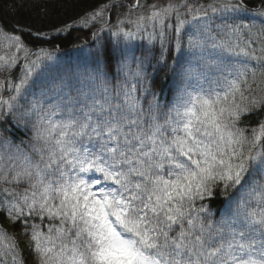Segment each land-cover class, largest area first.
I'll use <instances>...</instances> for the list:
<instances>
[{"label": "snow or ice", "instance_id": "snow-or-ice-1", "mask_svg": "<svg viewBox=\"0 0 264 264\" xmlns=\"http://www.w3.org/2000/svg\"><path fill=\"white\" fill-rule=\"evenodd\" d=\"M127 7L74 82L43 79L52 54L0 28V218L20 225L0 223V264H264V121L240 126L264 111V19L228 22L246 0ZM216 188L218 221L200 203Z\"/></svg>", "mask_w": 264, "mask_h": 264}, {"label": "trees", "instance_id": "trees-1", "mask_svg": "<svg viewBox=\"0 0 264 264\" xmlns=\"http://www.w3.org/2000/svg\"><path fill=\"white\" fill-rule=\"evenodd\" d=\"M132 2L133 0H0V28L7 33L15 31L16 34H21L25 44L33 53L43 48L52 54V59L46 61V67L43 69V79L53 81L61 77L68 79L71 76L74 82L76 75L93 67V56L97 47L93 33H98L99 37L106 41L114 40L111 32L107 30L108 26L111 25L114 28L118 19H124V14L128 12L127 5ZM141 2L163 5L168 0H141ZM189 2L199 6L212 3L213 0H189ZM109 3H112L113 7L105 10L102 20L98 19L94 23L90 21L88 24L82 23L89 14ZM246 4L249 11L231 14L229 23H232L234 19L238 24H261L264 18L253 14L264 10L261 0H246ZM219 22L218 20L217 23ZM19 28L26 31L19 33L17 31ZM102 28L104 30L100 31ZM61 29L66 30L61 31ZM37 33L46 35L38 36ZM4 43H6L4 34L0 33V45ZM131 43L139 45L144 41L137 38ZM19 55L23 61V53ZM172 55L178 56L179 54L173 52ZM32 58L34 59L35 56ZM169 62L171 63V59ZM4 75L0 74V79H4ZM19 75V67L12 70L14 80ZM182 87L183 82L166 70L156 74L154 89L166 105H171L176 101L179 89ZM4 95L7 96V93L5 92ZM260 121H264V111L245 115L242 117L240 126L247 127L250 133L251 128L256 127ZM8 134L16 141L21 137L28 140L31 135V133L25 135L15 127H11V133H6ZM200 203L210 207L213 219L217 221L221 219L227 206L226 197L221 195L220 188L214 189L212 198ZM0 223H4L10 231H20L19 224L9 226L2 218H0Z\"/></svg>", "mask_w": 264, "mask_h": 264}]
</instances>
